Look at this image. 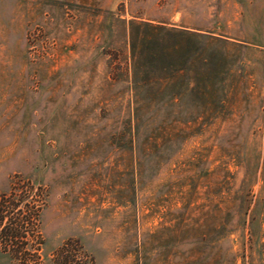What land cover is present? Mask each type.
I'll list each match as a JSON object with an SVG mask.
<instances>
[{
	"label": "rangeland",
	"instance_id": "1",
	"mask_svg": "<svg viewBox=\"0 0 264 264\" xmlns=\"http://www.w3.org/2000/svg\"><path fill=\"white\" fill-rule=\"evenodd\" d=\"M18 179L43 262L77 238L91 264H264V0H0Z\"/></svg>",
	"mask_w": 264,
	"mask_h": 264
},
{
	"label": "trees",
	"instance_id": "2",
	"mask_svg": "<svg viewBox=\"0 0 264 264\" xmlns=\"http://www.w3.org/2000/svg\"><path fill=\"white\" fill-rule=\"evenodd\" d=\"M44 192L29 180H16L7 191H0V251L11 264H91L92 258L77 238H68L54 249L47 262L40 250L44 241L40 211Z\"/></svg>",
	"mask_w": 264,
	"mask_h": 264
}]
</instances>
